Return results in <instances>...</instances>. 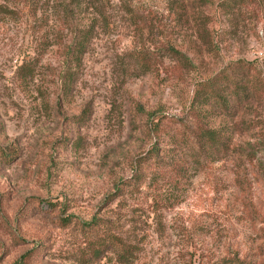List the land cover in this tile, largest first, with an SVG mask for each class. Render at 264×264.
<instances>
[{
  "label": "rangeland",
  "instance_id": "1",
  "mask_svg": "<svg viewBox=\"0 0 264 264\" xmlns=\"http://www.w3.org/2000/svg\"><path fill=\"white\" fill-rule=\"evenodd\" d=\"M0 149V264H264V0H0Z\"/></svg>",
  "mask_w": 264,
  "mask_h": 264
},
{
  "label": "trees",
  "instance_id": "2",
  "mask_svg": "<svg viewBox=\"0 0 264 264\" xmlns=\"http://www.w3.org/2000/svg\"><path fill=\"white\" fill-rule=\"evenodd\" d=\"M78 1V0H77ZM85 35V32H79L76 36H74L70 42V45L68 47V51L70 52V59H73L79 55H81L84 51V48H85V44H86V36ZM78 59V58H77ZM209 95H206L205 92H201V93H196V96L194 97L195 101H199V99H201V101L204 103H201L202 105H208L210 104L211 102V99L209 100ZM171 138V136H169ZM214 138H215V134L213 131H205L203 133V138L204 141L207 143V144H211L214 142ZM150 156H153V157H158V154L156 153V151L152 154V152H149ZM149 154L148 156L146 157L145 160H148L149 159ZM7 155H9V153L7 154V152H3L1 151L0 149V159H6L7 158ZM115 239L118 240V238L116 237ZM119 241V240H118ZM228 264H240V262H236L234 261L233 263L231 262H228Z\"/></svg>",
  "mask_w": 264,
  "mask_h": 264
}]
</instances>
